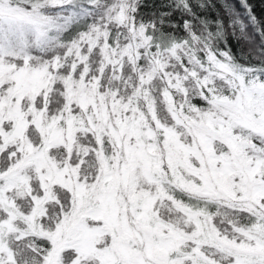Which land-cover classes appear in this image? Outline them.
Listing matches in <instances>:
<instances>
[{
    "label": "snow or ice",
    "instance_id": "1",
    "mask_svg": "<svg viewBox=\"0 0 264 264\" xmlns=\"http://www.w3.org/2000/svg\"><path fill=\"white\" fill-rule=\"evenodd\" d=\"M0 264H264V15L0 0Z\"/></svg>",
    "mask_w": 264,
    "mask_h": 264
},
{
    "label": "trees",
    "instance_id": "2",
    "mask_svg": "<svg viewBox=\"0 0 264 264\" xmlns=\"http://www.w3.org/2000/svg\"><path fill=\"white\" fill-rule=\"evenodd\" d=\"M254 5V11L258 16L264 15V0H249Z\"/></svg>",
    "mask_w": 264,
    "mask_h": 264
}]
</instances>
